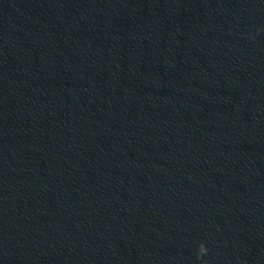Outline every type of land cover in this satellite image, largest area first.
<instances>
[{
  "label": "clouds",
  "instance_id": "obj_1",
  "mask_svg": "<svg viewBox=\"0 0 264 264\" xmlns=\"http://www.w3.org/2000/svg\"><path fill=\"white\" fill-rule=\"evenodd\" d=\"M207 251H208V249H207V247L205 246V244H204V243H201V244L199 245V252H198V254H197V258L199 259L200 257H202L204 254L207 253ZM201 254H203V255H201Z\"/></svg>",
  "mask_w": 264,
  "mask_h": 264
}]
</instances>
